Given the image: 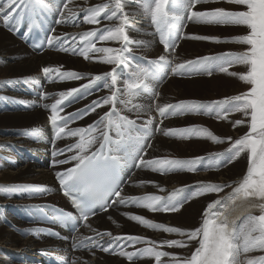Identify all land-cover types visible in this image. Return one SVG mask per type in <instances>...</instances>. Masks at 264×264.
<instances>
[{"label": "snow or ice", "instance_id": "snow-or-ice-1", "mask_svg": "<svg viewBox=\"0 0 264 264\" xmlns=\"http://www.w3.org/2000/svg\"><path fill=\"white\" fill-rule=\"evenodd\" d=\"M87 0H85V3ZM74 0H62L58 9L60 19L57 24H78V17L83 13L82 23L87 25H99L91 30L79 33H68L62 38L60 36H49L47 45L52 47L54 42H60V50L71 51L74 55L83 56L84 59H96L102 63L113 65L112 69L102 75L90 76L88 83L80 88H72L57 94L50 105L48 117L55 129L57 138L62 136L77 137V142L65 149L53 152V156L62 155L64 152H73L69 157L75 164L57 172L56 176L64 190V194L72 197L73 203L80 209V217L71 213L64 214L66 219L87 221L89 215L96 214L94 204L99 202L98 194L101 189L99 174L101 168L110 170V179L104 182L106 192L118 198L113 203L121 205L132 204L150 210L151 212L174 213L180 211L188 199L206 193H219L231 185L225 183H214L199 181L197 190L189 197L181 196L188 186L173 189L167 196L144 195V196H122L119 183H117L115 168L123 162L124 157L111 155L103 158V153H119L124 151V146L131 141L132 151L127 157L138 161L136 167L150 169L161 174L173 171L196 172L198 165L207 160L205 169L219 168L231 164L242 155L247 157V169L245 174L232 187V193L226 199L235 202L242 200L246 204V214L243 223L237 225L234 220L230 221L225 211H217V207H224L225 198L217 199L207 205L198 227L184 229L156 223L144 216L126 213L133 221L143 226L163 230L166 233L179 234L182 239H164L156 241L143 236L117 235L111 232H96L94 236L78 238L73 244L75 249L91 251L99 248L105 253L112 252L120 257L134 262L142 258H154L155 264H264V254L249 256L253 252L264 253V0H104L88 7H70ZM131 3L136 4L135 11L127 10ZM208 3H227L234 7H214L197 10L198 5ZM36 7L49 8L44 0H0V18L8 25L11 21L22 18L25 10L31 11ZM142 13L149 18L150 24L154 26L159 35V43L162 44L164 54L156 59L150 60L147 66L135 65L132 69L130 58L132 49L130 44L145 45V41H136L130 38L129 31H135L133 23L136 13ZM106 21L107 23H102ZM186 21L206 25H229L241 26L246 29L244 34H239L223 39L217 36H205L187 34L184 32ZM54 31V30H53ZM68 36H72L69 42ZM77 37L79 39L77 40ZM183 39L235 42L246 46L239 52H225L216 56L197 57L192 60L176 62L174 54ZM118 42L119 47H97L96 42ZM64 45H68L65 47ZM90 53H101L100 56H90ZM234 65L246 67L243 73L230 72ZM125 67L130 69L128 78L122 81L123 87L117 88V69ZM170 68L173 75L190 76L207 74L211 76L214 70L227 73L237 77L246 85V90L239 94L225 97L222 100L203 102L198 100H180L176 103L159 104L157 102L159 93L152 87L153 81L162 79L164 69ZM42 73L53 82L65 80H79L84 75L80 72L70 70L62 71L61 67H43ZM111 94L100 100H93L91 105L85 109H78L75 113L64 112L65 102L74 98V94L80 93L81 89L90 88L96 81L108 80ZM151 92L156 98L153 100L154 110L160 118L151 115L152 105L134 103L143 95ZM45 97L49 94L44 93ZM70 102V101H69ZM117 104L122 108H118ZM110 105V109L99 117L97 122L87 128H71L69 125L77 119L97 108ZM135 111L137 119H130L123 115L122 111ZM147 110V119L142 121L140 131L143 133L131 135L140 113ZM230 113H240L241 119L232 123V127L244 125L247 131L237 138L228 136L221 138L208 128L201 125H190L183 128H162L163 120L168 117L182 116L185 114L215 115L218 120H228ZM32 133L38 132L31 129ZM155 132H162L165 137L180 139L207 138L214 143H223L225 139L230 142L229 147L222 152L210 153L206 156H197L188 159L155 157L145 159L147 150L151 148V137ZM114 133V137H113ZM103 158V165H102ZM67 160H53V165L65 164ZM144 183V182H142ZM151 183V182H148ZM114 186V187H113ZM8 187V186H5ZM107 203V201H105ZM101 209L106 210L101 204ZM33 207H40L34 205ZM258 209L259 214H253L252 210ZM38 229H31L27 234L37 233ZM104 236L110 239L105 241ZM196 241L198 246L188 256H178L167 251L159 250L160 247L168 246L175 248H186L190 243ZM127 242V243H123ZM138 243L144 247L135 248ZM105 244L107 246H105ZM127 247H133V251H127ZM92 255H95L92 252ZM244 256L242 260L241 257ZM162 257H169L168 261ZM71 264H77L76 260ZM82 264H88L84 260Z\"/></svg>", "mask_w": 264, "mask_h": 264}, {"label": "bare ground", "instance_id": "bare-ground-1", "mask_svg": "<svg viewBox=\"0 0 264 264\" xmlns=\"http://www.w3.org/2000/svg\"><path fill=\"white\" fill-rule=\"evenodd\" d=\"M104 0H74V3L70 5V7H88L95 5L97 3H102ZM227 4V3H226ZM228 5V4H227ZM199 6V5H198ZM136 4L131 3L127 6V10L135 11ZM83 13L78 17V24H73L72 22L57 24V27L54 29L53 35L64 37L65 34L68 33H79L83 31L91 30L94 27H100L99 25H87L82 23ZM102 23H107L106 21H102ZM135 25V31L130 30L129 36L131 39L136 40L138 37L147 36L149 34L148 40H144L146 43L144 46H140V50H146L148 54L159 56L164 54L162 49V44L159 43V39L153 34L155 33V28L153 25L149 26V21L146 16L142 13L137 12L135 15V19L133 21ZM188 23V21H187ZM194 24L195 22H190ZM193 26V25H192ZM191 27V26H190ZM185 33L191 35L190 29H186ZM246 32V29H245ZM157 35V34H156ZM69 42L72 41V36L67 37ZM79 37H77V40ZM143 41V40H142ZM200 40L191 41V39H183L179 42V47L177 52H175L174 57L176 62H181L184 60L194 59V50L196 45H203V42H198ZM97 47H119L118 42H96ZM56 47L46 50L43 53H34L31 51L22 41L16 38L8 29H6L2 18H0V90H4L2 87V83H4L5 79L11 76H20L21 74L31 73L33 71H40L42 73L43 67H61L62 71H70L74 70L80 72L84 75L79 80H65V81H55L53 82L50 79H47L45 76L42 80L44 82V91L42 93V97L38 98V104L40 108H32L25 111L12 112V113H0V147L8 144L10 141L20 142L25 141L22 137L12 133V131H16L21 128H32V127H44L47 125L50 115V109L46 108L45 105H50L58 98L57 94L61 91H65L72 88H80L81 85L87 84L90 76L101 75L109 72L113 65H108L100 62L96 59H84L83 56L74 55L71 51L63 52L60 50L61 44L60 42H56ZM67 47L68 45H64ZM244 46V45H242ZM137 44H131L132 49H136ZM246 47V46H244ZM188 49L193 52H189ZM199 54V53H198ZM101 53H90V56H100ZM147 55V54H146ZM215 56V55H208ZM184 60H182V59ZM132 69L135 70V65L131 62ZM244 68L245 66H241ZM119 69V68H118ZM117 69V70H118ZM125 73H129L130 69L123 67ZM218 73L219 71L216 70ZM34 73V72H33ZM32 74V73H31ZM170 68L164 69V76L162 81H154L152 84L154 86L155 92H158L159 98L157 102L159 104L164 103H176L180 100H198L203 102L209 101H217L222 100L225 97H229L232 95H236L238 93H230L223 95H208L204 83L201 81L202 78L210 79L214 75L208 76L207 74L193 75L187 80H183L181 78H177L178 75H171ZM118 75V83L116 85L117 88H122V81L126 80L124 74L117 73ZM32 76V75H28ZM27 76V77H28ZM9 81V79L7 80ZM6 81V82H7ZM213 83H215L212 80ZM106 84H110V78L105 80L104 83H99V88H95L93 92L85 96L86 98H81L78 102H74L67 108H64V112L61 115H66L67 113H71L77 108L80 104H84L86 101H93L100 99L104 96L110 95L111 90L108 87H105ZM184 84L187 85V89L191 93H187V89L184 88ZM81 89L80 93H76L77 95H81L83 92L89 90ZM16 90H12L14 93ZM204 92V93H202ZM47 93L46 97L43 95ZM156 99L154 96L148 97L144 96L143 98H139L140 101H134V103H140L145 105L153 106V110L151 115L157 117V122L159 121L158 114L154 110L153 100ZM83 107V106H81ZM110 105H104L101 108H97L95 112H90L88 115L83 116L82 119H77L73 123L69 125L71 128H87L89 125H92L94 122L99 120L100 115L102 116L104 112L109 111ZM118 108H122L121 105L117 104ZM122 112H126L129 115L137 118V113L135 111L128 112L126 109ZM148 112L147 110L142 111L140 113V118L147 119ZM210 115H200L199 114H185L182 116H176L163 120L162 128H166L165 125H170L174 123L175 127L183 128L190 125H201L208 128L206 121ZM215 116V115H213ZM240 113H230L228 120H218L214 125L217 126L215 131L213 132L215 135L226 138L231 136L233 138H237L240 135L244 134L247 131V127L244 125L237 126L236 128L232 127V123L241 119ZM226 121V123H225ZM209 129V128H208ZM8 130V131H7ZM7 132V133H4ZM74 139H78L77 137L70 136H62L59 142H55L53 145L50 144L49 148L52 151L50 154L51 162L48 164L47 159L49 157L44 158L41 156V161L44 165L36 166L31 162H23V160L17 161L16 166H10L9 163L4 162L5 167H0V183H4L2 186L3 192L6 191L5 186L12 185L11 183L15 182H34L40 185L47 182L48 184H54L58 181L55 176L57 172H63L65 169L72 167L75 164V161H70L65 164H56L53 165V160H63L69 158V156L73 155V152H64L62 155L53 156V152L59 149H65L69 145H72L77 142ZM71 142V143H70ZM151 148L147 150V154L145 155V159H152L154 157H170L168 154H172L174 158L179 159H188L197 156H205L210 153H218L222 152L229 147L230 142L225 139L223 143H214L210 139L207 138H196L194 137L192 140L189 139H180L174 137H165L162 132H155L154 136L150 140ZM208 144V146L205 145ZM60 145V146H59ZM35 147H43L44 145H32ZM21 147V146H19ZM17 147V148H19ZM0 161H2L0 159ZM209 162L207 160L202 161L198 168L205 169V165ZM247 157L246 155H242L239 159L233 161L231 164H228L226 167L222 166L218 169H211V171L204 173L201 170H197L196 172H188V171H177L175 174H170L167 177H163L164 175L158 172H153L150 169L138 167L135 171V174L130 178L127 184L121 191L122 196H144L148 194L152 195H160L167 196L173 189L181 188L182 186L190 187L191 194L196 186V183L199 181L206 182H214V183H225L231 185L230 187H226L223 191L219 193H206L204 195H200L197 197H193L188 199L184 206L178 212L174 213H164V212H151L148 209L133 206L129 207V204L121 205L116 203L110 210L106 213H102L98 216H95L93 219L87 222L86 227L82 228L79 233L74 237H69L66 241L54 242L51 239H43L37 240L32 238H24L17 235L10 227V222H7L5 216L0 211V217L5 223V226L0 225V247L2 248H11L4 249L3 252L0 251V264H38L36 262H32L31 260H17L12 259L10 257V252H18L21 255H26L27 258H33L37 255V248L41 246H59L58 248H68L66 254H70L72 257V261L76 260L77 264H82L84 260L88 261V264H155L154 258H142L137 259L134 262H130L124 258L120 257L118 254H108L103 251H79L74 252L72 250L73 244L78 238H83L90 234H95L93 230L96 232H111L113 236L117 235H134V236H143L148 239L161 241L164 239H182L179 234L175 233H166L163 230L152 229L146 226L141 225L140 223L133 221L129 218L126 213L135 214L144 216L146 219H149L156 223H162L169 226L181 227L184 229H192L198 227L202 220V215L204 213L207 205L217 199L225 198L223 201L224 207H217V211H225V214L228 216L230 221L234 220L237 225L243 223L244 215L246 214V204L242 200H236L232 202L229 199H226L232 193V187L235 186L234 181H239V177L247 168ZM147 170V171H146ZM182 172L183 174H179ZM169 173V172H168ZM104 176H108V172H103ZM168 175V174H167ZM155 178L156 184L151 185L148 182H152L151 178ZM157 176V177H156ZM184 178V180H183ZM101 183L105 182V178L100 179ZM147 181V182H144ZM144 182V183H142ZM53 185V186H54ZM10 188L9 190H12ZM15 190V189H14ZM12 192V191H11ZM190 194V196H191ZM2 200L4 203H8L11 200V195H2ZM118 200V199H117ZM116 200V201H117ZM1 208V207H0ZM253 214L258 215L259 210L253 209ZM10 219L11 216H9ZM103 239L105 241L110 238L104 236ZM124 243V242H123ZM143 243H138L135 245V248L144 247ZM198 244L196 241H193L186 248H175L163 246L160 247L159 250L167 251L171 254L178 256H188L192 251L195 250ZM130 251H133V247H129ZM92 252L95 255H92ZM253 253H260L259 251ZM251 254V253H250ZM262 254V253H261ZM264 254V253H263ZM250 256V255H249ZM243 255L241 259H243ZM169 257H162V260L168 261Z\"/></svg>", "mask_w": 264, "mask_h": 264}, {"label": "rangeland", "instance_id": "rangeland-1", "mask_svg": "<svg viewBox=\"0 0 264 264\" xmlns=\"http://www.w3.org/2000/svg\"><path fill=\"white\" fill-rule=\"evenodd\" d=\"M214 7H224V8L231 9L234 6L230 5V4L227 5L226 3H208V4H202V5L197 6V10H203L204 8H214ZM147 19L149 21V18H147ZM186 25L187 26L184 29V31L189 28L192 34L205 35V36H217V37H220L222 39L224 37H231V36H235V35H239V34H244L245 33V28L241 27V26L206 25V24H200V23H194V24L192 23V25H193L192 26L190 21H188V23L186 21ZM149 26H151L150 21H149ZM153 34L156 36L157 39H159V35L156 32L153 33ZM147 36H149V34ZM147 36L138 37L137 41L147 40L149 42L150 40H148ZM191 41H196V40H191ZM198 42H203L204 44L203 45H199V44H196V43L193 44V45H196L195 50H194V54H196V55L193 56L194 59L197 58V57H203V56H208V55H215L216 56L218 54L229 52V51L239 52V51L244 50V48H245L241 44H238V43H235V42H214V41H202V40H200ZM179 44H181V43L179 42ZM129 47L131 48V44L129 45ZM140 48H141L140 45H137L136 49H133L132 52L145 54V55L147 54V56H151L154 59L157 58V56H155V55L148 54V52L146 50L141 51ZM162 49H163V46H162ZM177 49H176V52H177ZM188 51L189 52H193L190 49H188ZM182 60H184V59H182ZM189 60H192V59H189ZM127 71H128V68H127ZM229 71L230 72L234 71L236 73H243V72L246 71V67L242 68L241 65H234V66H232L229 69ZM33 72H31L32 74L31 73H27V74H21L20 76H11V77L6 78L4 83H2V87L5 84V89L4 90H0V92H2L3 94H12L13 93L12 90H17L18 88H20L18 85H16V84L19 83V81L16 82L15 80L26 79L28 77H33V78L36 77V78L42 80V73L40 71L36 70V71H33ZM29 74L32 75V76H28ZM171 75H173V74H171ZM212 75H214V76L212 78H210V79H207V78H205V79L202 78L201 79V81L204 83V86L206 88V91H207L208 95H223V94H230V93H238L239 94L240 92L246 90V85L244 83H242L241 81H239V79L237 77H233V76H231V75H229L227 73H222V72H218L217 73L216 70L213 71ZM192 76L193 75H190V76H188V75H186V76H178L177 78H181V79H183L185 81V80L189 79ZM8 79H9V81H7ZM212 80L215 83H213ZM153 83H154V81L152 82V84ZM7 86H9L10 88H8ZM184 88H186V89L188 88L186 84H184ZM188 92L189 91L187 89V93ZM189 93H191V92H189ZM202 93H204V92H202ZM38 98L39 97L34 98V101L37 102V104H38ZM137 101H140V100L138 99ZM81 106H84V104H80L78 107H81ZM200 115H203V114H199V116ZM168 118H172V117H168ZM168 118H166V119H168ZM217 122L218 121H217L215 116H213V115L208 116L206 124H207V126H208L210 131H212V132L215 131L217 126H215L214 124L217 123ZM165 123H164V126H166V128H177V127H175L174 123H171L170 125H165ZM225 123H226V121H225ZM40 128L44 129V127H42V126ZM4 133H7V132H4ZM12 133L15 134L14 131H12ZM193 138L194 137L189 138V140H192ZM75 140H77V139H74V141ZM23 144H25V141H20L19 143L18 142H14V141H10V142H8V144L3 145V146L0 147V153L11 154L13 149L12 148H8L9 145H12L14 147H19V146H22ZM205 145L208 146V144H206V143H205ZM49 146H50V144L44 145L43 147H35V146H33V147L35 148V150L38 152L39 155L43 156L44 158H46V157L50 158V154H51L52 151L50 150ZM168 155H170V158H174V156H172V154H168ZM162 156H164V155H162ZM162 156H160V157H162ZM14 159H15L16 162L19 161V160H23V159H20L19 157H16V156H14ZM0 167H5V164H4L3 161H0ZM246 169L247 168H245V171L243 172V174L238 178L239 180L245 174ZM203 170L204 169H202L201 171H203ZM171 173L175 174V173H177V171L164 173L163 177H167ZM204 173H206V172H204ZM179 174H183V173L179 172ZM158 176H159V172H158ZM183 180H184V178H183ZM151 181L152 182L150 183V186L151 185L153 186V185L156 184L157 180L152 177ZM144 182H147V181H144ZM236 182H238V181H236ZM15 183H22V182H15ZM3 184L4 183H0V207H2L3 204H4V202L2 200V197H1L2 195H4L2 193ZM11 184H14V183H11ZM43 185L53 186L54 184H48L47 182H45V183H43ZM10 191H14V188L12 190H10ZM10 201L11 200H9L8 202H10ZM0 225H2V226L6 225L5 223H3L1 217H0ZM5 227H8V226L6 225ZM4 249H11V248H2V247H0V251L1 252H3ZM249 255L250 256L261 255V252L257 253V254L256 253H251ZM243 259H244V257H243ZM15 261H17V260H15Z\"/></svg>", "mask_w": 264, "mask_h": 264}]
</instances>
